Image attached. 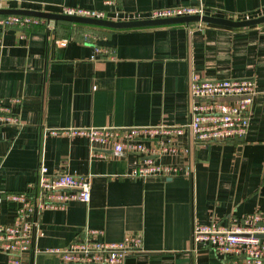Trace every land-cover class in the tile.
I'll return each mask as SVG.
<instances>
[{
	"label": "crops",
	"instance_id": "crops-1",
	"mask_svg": "<svg viewBox=\"0 0 264 264\" xmlns=\"http://www.w3.org/2000/svg\"><path fill=\"white\" fill-rule=\"evenodd\" d=\"M197 6L205 16L236 21L264 15V0H0L3 9H94L116 20ZM82 30H93L95 39L84 42ZM192 72L206 82L251 79L256 96L241 140L192 148L186 135L168 143L143 139L146 147L174 149L150 158L179 167L175 177L131 179L125 175L135 156L107 150L90 156L86 138L45 132L183 126ZM13 97L21 98L13 108L18 126L0 129V192L24 191L39 164L49 175L89 181L87 203L41 214L39 253L22 264H57L44 251L63 249L85 229L102 231L109 243L140 237V252L124 264H221L209 248L191 253V224L227 226L264 213V24L110 30L38 21L23 30H0V98ZM12 212L13 205L0 200L1 225L10 224ZM0 264H6L2 254Z\"/></svg>",
	"mask_w": 264,
	"mask_h": 264
},
{
	"label": "built area",
	"instance_id": "built-area-1",
	"mask_svg": "<svg viewBox=\"0 0 264 264\" xmlns=\"http://www.w3.org/2000/svg\"><path fill=\"white\" fill-rule=\"evenodd\" d=\"M112 3L111 1H108ZM107 2V3H108ZM59 14L111 21L140 20L125 15L121 20L107 19L103 11L82 8H62ZM203 16L201 6L176 7L151 10L145 19H167L185 16ZM38 19L21 16H0V30H23ZM45 22V21H43ZM46 23V22H45ZM49 24V23H47ZM201 24H194V26ZM95 36H84L91 43ZM105 54H108L104 51ZM187 121L180 127L155 126L132 129L88 128L64 131H45L49 135L65 134L86 138L90 156H102L110 151L114 156L133 155L131 179L172 178L179 167L154 163L150 156L174 153V149L158 146L146 147L142 140L156 137L168 143L174 137L186 135L192 148L208 147L214 143H226L243 139L256 96L251 79L220 80L206 82L192 72L187 77ZM21 98H0V129L18 126L13 108ZM98 149V150H96ZM189 153V147L183 149ZM0 200L13 205L9 225L0 224V254L6 264H22L28 255L39 253L35 241L39 235V219L44 211L59 210L69 202L87 203L89 200L88 177L66 174L49 175L46 167L39 164L34 181L22 192H0ZM102 231L85 229L82 235L63 249L47 250L54 255L57 264H124L126 257L140 252L138 236H124L120 241L109 243L102 239ZM211 249L221 257V264H264V213L253 212L221 226L216 221L206 225L191 224L190 251L198 248Z\"/></svg>",
	"mask_w": 264,
	"mask_h": 264
},
{
	"label": "water",
	"instance_id": "water-1",
	"mask_svg": "<svg viewBox=\"0 0 264 264\" xmlns=\"http://www.w3.org/2000/svg\"><path fill=\"white\" fill-rule=\"evenodd\" d=\"M0 16H21L34 18L45 21L46 23L64 22L77 25L92 26L110 30H127L139 28H151L161 26H173L189 24H207L229 29H243L254 27L264 24V15L259 17L245 19V20H232L228 18H216L210 16H185L167 19H140L132 21H111L105 19H90L76 16L62 15L59 13H46L40 11L20 10V9H3L0 8Z\"/></svg>",
	"mask_w": 264,
	"mask_h": 264
},
{
	"label": "rangeland",
	"instance_id": "rangeland-1",
	"mask_svg": "<svg viewBox=\"0 0 264 264\" xmlns=\"http://www.w3.org/2000/svg\"><path fill=\"white\" fill-rule=\"evenodd\" d=\"M93 30H89V31H87V30H82L81 32H80V34L82 35V37L83 36H96V34H94V32H92ZM76 33V31H74V34Z\"/></svg>",
	"mask_w": 264,
	"mask_h": 264
},
{
	"label": "trees",
	"instance_id": "trees-1",
	"mask_svg": "<svg viewBox=\"0 0 264 264\" xmlns=\"http://www.w3.org/2000/svg\"><path fill=\"white\" fill-rule=\"evenodd\" d=\"M77 25V24H75ZM191 25H194V24H189L188 26H191ZM80 26H84V27H88V28H98V27H92V26H85V25H80ZM99 29V28H98Z\"/></svg>",
	"mask_w": 264,
	"mask_h": 264
}]
</instances>
